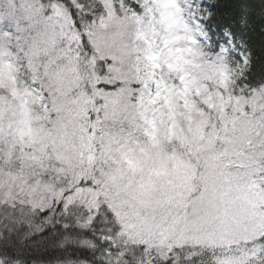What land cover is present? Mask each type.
Segmentation results:
<instances>
[{
	"label": "rangeland",
	"instance_id": "rangeland-1",
	"mask_svg": "<svg viewBox=\"0 0 264 264\" xmlns=\"http://www.w3.org/2000/svg\"><path fill=\"white\" fill-rule=\"evenodd\" d=\"M97 1L103 15L86 30L94 55L60 6L43 67L46 54L18 53L0 36V203L45 211L63 201L91 214L106 203L124 251L143 247L142 264L175 250L254 264L264 248V87L235 96L230 56L189 43L179 3L191 0Z\"/></svg>",
	"mask_w": 264,
	"mask_h": 264
},
{
	"label": "trees",
	"instance_id": "trees-1",
	"mask_svg": "<svg viewBox=\"0 0 264 264\" xmlns=\"http://www.w3.org/2000/svg\"><path fill=\"white\" fill-rule=\"evenodd\" d=\"M71 0V4L60 3L72 20L70 9H79L81 19L85 21V31L89 30L92 24L103 15V6L97 0ZM116 7L119 5L129 6L130 0H113ZM216 2V0H209ZM222 10L218 14L217 23L220 25H235L238 16L245 18V27L237 30L236 42L239 48L236 49L243 57V60L235 53L230 55V64L234 71L231 91L235 96L244 97L247 93L264 87V0H219ZM75 6V9L72 6ZM89 13L93 18L89 23L84 14ZM226 35L230 33L221 28ZM212 31H217V24L214 23ZM205 49L209 52L207 46ZM85 56L88 53L84 52ZM247 56L249 63H245ZM0 212H15L20 223L28 224L34 231H41L51 225H64L66 228H54L57 235L54 243L57 251L45 264H118L119 253L129 248L127 242L120 237V224L115 218L114 212L104 203L100 208L91 214L89 210L78 204L64 207V202H57V206L48 208L45 211L30 210L24 206L11 207L0 203ZM137 248V254L143 256L142 246ZM110 253V254H108ZM183 254V255H182ZM195 258L186 257L179 250L172 251L164 259L156 260L152 256V264H167L169 257L177 264H213L208 260V254L201 251ZM144 259V258H143ZM143 263V261H142Z\"/></svg>",
	"mask_w": 264,
	"mask_h": 264
},
{
	"label": "snow or ice",
	"instance_id": "snow-or-ice-1",
	"mask_svg": "<svg viewBox=\"0 0 264 264\" xmlns=\"http://www.w3.org/2000/svg\"><path fill=\"white\" fill-rule=\"evenodd\" d=\"M179 2V0H178ZM60 3L71 4V0H8L9 6L0 8V36L6 37L9 44L20 52L43 53L38 56L43 61L48 59L55 51L52 43L53 21L56 17V9ZM199 6L201 15L195 14V7ZM138 7V5H137ZM182 12L187 13L186 19L193 29V40L190 44H201L207 46L216 56L236 54L243 60L240 53L236 51L239 44L236 42L237 30L245 27V18L238 14L235 25H220L217 17L222 10L219 0H191L190 3H179ZM75 9V6H72ZM80 10L70 9L72 16V27L80 33V47L89 56L95 54L88 33L85 31V21L79 15ZM90 23L92 17L89 13L84 14ZM217 24V31H212L213 24ZM221 28L226 29L230 35H226ZM88 58V57H86ZM110 60L98 61L100 75L107 74V64ZM53 72L61 70L59 63L53 64ZM64 71H70V67L64 66ZM110 87L103 81L98 88L108 89ZM66 228L64 225H51L41 231H34L28 224L20 223L15 212H0V264H45L57 251L54 243L57 235L54 228ZM264 241V237L260 238ZM110 254V253H108ZM118 264H142L143 256L133 251H122L119 254ZM254 264H264V248H261L256 257H253ZM167 264H177L169 257Z\"/></svg>",
	"mask_w": 264,
	"mask_h": 264
}]
</instances>
